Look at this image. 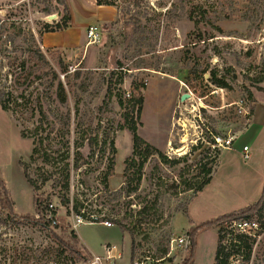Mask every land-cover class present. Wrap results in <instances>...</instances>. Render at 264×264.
Wrapping results in <instances>:
<instances>
[{
  "label": "rangeland",
  "instance_id": "obj_1",
  "mask_svg": "<svg viewBox=\"0 0 264 264\" xmlns=\"http://www.w3.org/2000/svg\"><path fill=\"white\" fill-rule=\"evenodd\" d=\"M98 1L0 0V91L15 96L25 92L31 102L40 100L47 114L40 125L39 115L32 116L28 109L5 112L0 106V180L18 216L36 215L26 168L39 183L46 173L58 171L42 191L70 230L76 231V212L71 210L75 199L83 203L87 218L126 224L130 231L123 232L115 222L113 227L101 222L78 226L80 240L98 255H104V245L119 248L121 256L103 264L191 262L192 232L198 225L244 209L264 195L263 111L247 129L256 102L264 106V0ZM66 22V28L55 29ZM92 25L102 29L98 43L88 39ZM52 28L54 32L47 31ZM65 31L71 42L62 38ZM25 60L23 69L19 65ZM60 82L65 96H58ZM135 83L142 87L134 90ZM140 93L145 100L139 134L168 159L187 158L177 165L159 163L156 171L150 159L140 189L127 196L121 189L133 140L132 133L120 127L124 119L119 97ZM185 93L192 96L183 100ZM241 100L251 110L249 116L239 113ZM213 135L235 140L230 148L217 147ZM95 137L98 145L92 146L89 139ZM245 145L249 159L244 157ZM77 150L85 163L70 169L71 205H63L62 169L67 163L72 166ZM205 165L214 170L210 182L196 194L186 190L185 181H203ZM144 205L150 212L139 223ZM0 209L6 212L1 201ZM242 220L256 223L250 232L257 241L250 261L243 262L239 255L231 261L264 264V203L261 215L237 222ZM223 227V243L229 246L231 234L240 232L238 224ZM70 230L57 233L69 240ZM194 236L190 264H214L218 227L200 229ZM182 237L185 244L176 242L171 250L172 240ZM53 245L28 221L0 223V264H45L43 251ZM76 246L87 255L81 243ZM163 249L168 252L159 261ZM54 264L89 262L69 253Z\"/></svg>",
  "mask_w": 264,
  "mask_h": 264
},
{
  "label": "trees",
  "instance_id": "obj_2",
  "mask_svg": "<svg viewBox=\"0 0 264 264\" xmlns=\"http://www.w3.org/2000/svg\"><path fill=\"white\" fill-rule=\"evenodd\" d=\"M99 5L106 4V5H112L113 3L109 0H99ZM67 21V19H66ZM198 26V23L196 24ZM48 27V25H47ZM67 27V22L64 25L57 24L56 28L64 29ZM49 32H54V29L47 30ZM199 38H201V35L199 34ZM16 61V57H14ZM13 59V60H14ZM11 66L14 64V61H10L9 63ZM21 68L26 69L27 61H22L19 65ZM56 74V73H55ZM57 75V74H56ZM58 76V75H57ZM114 75L110 76L109 79V89H112V79ZM119 81H123V78L121 76V79ZM260 81H263V79H260ZM26 82V81H25ZM220 86L224 87L225 83H223L220 80L216 81ZM31 82H27V85L30 86ZM142 85L135 83L134 90H138ZM59 93L65 96V89L63 84L60 82L58 87ZM65 98V97H63ZM65 100V99H63ZM144 95L143 93H140L138 96H132L130 98H126L125 95L122 97H119V104L123 110V123L121 124V128H126L132 133V140H133V147H132V154L130 157L126 160V167L124 171V185L121 190L125 191V194L127 196H131L133 193H136L140 189V185L143 180L144 176V167L145 165L150 161V159H154V165H153V171H156L159 169L160 164L159 163H170L171 165H177L181 161H184L187 157H181L179 159L171 160L168 159L167 155L163 153L159 148L151 144L149 141L144 139L139 134V125H140V119L143 112V105H144ZM0 106L2 110L6 111H17L18 109L24 111L29 110L32 116H35L36 114L39 115V124L41 125L45 119H47L46 111L44 110L43 103L40 102V100H37L35 103L31 102L30 99L26 98L25 92L20 93V95L15 96L11 91H9L7 94L0 91ZM39 126L37 127V129ZM37 132V131H36ZM38 134V133H37ZM89 144L94 146L98 145L97 137L90 138ZM40 144H43V141L41 139ZM80 148V146L77 147V149ZM38 148L35 147L33 151L34 153H37ZM104 151V149H103ZM47 154V153H46ZM70 153L68 152L66 155L63 156V160H66L69 158ZM50 158V157H49ZM85 163V157L83 153L80 150H77L75 161H73V164L71 166V163H67L65 167L62 169V173L64 174L63 182L61 184V190L63 191L62 195V201L61 203L63 205H71V199L69 197V192L71 188L70 178H71V170L70 169H79L82 164ZM113 163H111V166ZM112 168V167H111ZM47 172V171H46ZM45 172V173H46ZM58 171L46 173V176L42 177L41 183L38 181L33 180L30 175L27 172V169L25 168V175L28 181L30 182L31 186L33 187V199H34V206H35V212L38 217L36 218V215L28 214L27 216H18L14 212V203L9 199L8 195V189L6 187V184L3 180H0L1 185V191H0V201L3 209L6 210L4 212L2 209H0V223L3 224H15V223H21V221H28L29 223L37 226L46 233V235L51 239L53 242V246L49 247L48 249H44L43 255H45V258L47 259L44 263L48 264H54V263H61L62 257L66 258V254L70 255H76L78 259H85L88 262L91 261L93 255L89 252L88 248L81 242L77 231L74 229L70 230L69 223H66L63 219H58V209L57 206L50 207V199L45 196V192L42 191L45 183L48 180H51L54 177V174H57ZM204 172V179L201 182L197 183H189V181H185L186 184V190H193L196 194L203 190V188L210 182L212 174L214 170L211 167H205L203 168ZM44 174V173H43ZM56 180V179H55ZM58 183H54V187L57 186ZM264 192V190H263ZM263 203H264V195L260 197V199L241 210L232 211L223 215H220L210 221L204 222L198 227L194 229L193 234V244L192 249L190 250L191 262L193 260V252L196 245V232L198 230L203 228H209V227H218V243H217V249H216V256H215V263L214 264H235L231 261L232 256H242L243 262H248L251 259L252 252L254 245L256 244L257 237L247 234V233H232L230 238V245L227 246L223 243V232L224 227L223 224L227 222H232L234 220H238L240 218L243 219H249L253 215H261L263 211ZM83 208V203L79 199L73 200L72 203V211L77 213H81ZM150 212V207L147 205H144L141 207V209L138 211V215L142 216V220H139L138 222L141 223L142 221L147 219V216ZM48 213H51L53 217L56 218L57 223L53 225V220L48 219L47 215ZM84 216L85 213H84ZM59 220V221H58ZM105 220H109L106 218H99L95 220L94 222H102ZM113 222L117 223L119 227L124 231H130V228L127 227L126 224H124L122 221L118 219H112ZM69 225V226H68ZM57 230H62L64 232L65 230L69 231V240H66L64 236L57 233ZM234 232V231H233ZM77 243H81L83 246V249L87 251V255H83L77 249L76 245ZM133 245L135 243V240L133 238L132 241ZM74 244V245H73ZM132 262L135 260V250L134 246H132ZM168 250L163 249L161 251L162 256L161 259L165 257ZM39 258V256H38ZM42 261V259H38V261ZM190 260L186 261L182 264H190ZM38 264H42V262H37Z\"/></svg>",
  "mask_w": 264,
  "mask_h": 264
},
{
  "label": "built area",
  "instance_id": "obj_3",
  "mask_svg": "<svg viewBox=\"0 0 264 264\" xmlns=\"http://www.w3.org/2000/svg\"><path fill=\"white\" fill-rule=\"evenodd\" d=\"M88 39L90 41V43H98L100 42L101 38H102V29L96 25H92L89 27L88 29V33H87ZM192 96V94L190 95ZM238 107H239V113L242 114L244 117L249 116L251 114V110L247 107L246 103L244 102V100H241L238 102ZM213 145L217 146V147H222V148H230L233 145L234 142V138L232 137H228L225 138L221 135H213ZM243 152H244V157L246 159L250 158V152H249V146L245 145L243 147ZM55 205L53 203L50 204V207H54ZM48 219L53 220V225H55L57 223V220L55 217L52 216L51 213H48L47 215ZM88 218H91V220H88ZM86 217L84 216V211H82L81 213H77L75 214L74 217V228L76 229L79 225L81 224H86V223H95L94 221L98 219V217H95L93 215H90V217ZM93 219V220H92ZM101 223H103L106 226H113L114 223L110 220H105L102 221ZM232 224H235L237 226L238 224V230L240 232H245L247 234L251 235V230L254 229V227H256V223L252 222V221H247V220H242L237 222V220L232 221ZM178 243L177 245H183L185 244L186 240L185 238H179V239H173L171 242V250L174 248V243ZM114 246L112 247H106V259H110L115 257L114 255L111 254L112 250H113ZM120 257V256H118ZM104 257L103 256H99V255H94L91 259V261H89V264H103ZM161 261V260H159ZM135 264H144V263H135Z\"/></svg>",
  "mask_w": 264,
  "mask_h": 264
},
{
  "label": "crops",
  "instance_id": "obj_4",
  "mask_svg": "<svg viewBox=\"0 0 264 264\" xmlns=\"http://www.w3.org/2000/svg\"><path fill=\"white\" fill-rule=\"evenodd\" d=\"M67 37H69L68 36V31L66 32L65 31V33H64V35L62 36V38H64V39H66L67 40ZM70 38V37H69ZM62 40V39H61ZM71 39H68L67 41L68 42H71L70 41ZM50 43H53V42H51V41H49ZM261 87H263L264 88V86L261 84L260 85ZM259 108H260V110H259ZM260 111H263L262 113H264V106H262V107H260L259 106V103L258 102H256V106H255V108H254V111H253V120H252V122H251V124L249 125V127L247 128V129H249L251 126H252V124H254V121L256 122V119H257V114H259L260 113ZM263 118H264V115H263ZM264 121V120H263ZM239 135L240 134H238L236 137H235V139L237 138H239ZM234 139V140H235ZM113 226H116V225H113ZM113 226H111V227H113ZM107 227H109V226H107ZM78 228V227H77ZM77 228H76V231H77ZM124 232V231H123ZM77 233H78V231H77ZM78 236H79V233H78ZM81 242L88 248V250H89V252L94 256V255H98L97 254V249H95L93 246H89V244H86V242L83 240H81ZM112 246H114V248H113V250H112V252H111V254L112 255H114L115 257H113V258H110V259H117V258H119L118 256H121V253H120V250H119V248L116 246V245H104V251H103V253H104V255H99V256H103L104 257V259H106V247H112ZM103 259V260H104ZM110 259H106V260H110Z\"/></svg>",
  "mask_w": 264,
  "mask_h": 264
},
{
  "label": "water",
  "instance_id": "obj_5",
  "mask_svg": "<svg viewBox=\"0 0 264 264\" xmlns=\"http://www.w3.org/2000/svg\"><path fill=\"white\" fill-rule=\"evenodd\" d=\"M189 96H190V95H189L188 93H185V94L182 95V99L185 100V99H187Z\"/></svg>",
  "mask_w": 264,
  "mask_h": 264
},
{
  "label": "bare ground",
  "instance_id": "obj_6",
  "mask_svg": "<svg viewBox=\"0 0 264 264\" xmlns=\"http://www.w3.org/2000/svg\"><path fill=\"white\" fill-rule=\"evenodd\" d=\"M182 151V150H181Z\"/></svg>",
  "mask_w": 264,
  "mask_h": 264
}]
</instances>
